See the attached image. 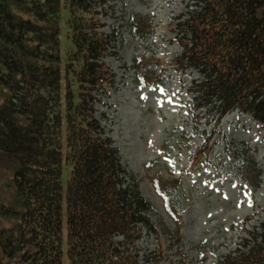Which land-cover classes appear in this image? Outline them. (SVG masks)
Segmentation results:
<instances>
[{
  "label": "trees",
  "instance_id": "trees-1",
  "mask_svg": "<svg viewBox=\"0 0 264 264\" xmlns=\"http://www.w3.org/2000/svg\"><path fill=\"white\" fill-rule=\"evenodd\" d=\"M104 3L0 0V264H140L134 245L143 230L158 237L150 202L94 116L91 101L113 84L104 63L111 38L96 11ZM196 4L182 24L187 34L175 58L178 68L200 74L189 87L192 115L206 108L221 118L240 109L264 125V0ZM62 11L71 43L63 55ZM128 24L135 39L153 31L147 17L134 15ZM144 79L147 86L157 81L149 74ZM210 149H194L182 176L151 179L163 209L177 221L172 241L182 240L183 176L203 157L205 165ZM241 155L255 190L260 171L244 148ZM260 230L218 264H264V221ZM162 250L153 251L148 264H161Z\"/></svg>",
  "mask_w": 264,
  "mask_h": 264
},
{
  "label": "rangeland",
  "instance_id": "rangeland-1",
  "mask_svg": "<svg viewBox=\"0 0 264 264\" xmlns=\"http://www.w3.org/2000/svg\"><path fill=\"white\" fill-rule=\"evenodd\" d=\"M104 1L96 11L103 16L102 31L111 38L104 63L113 74V84L91 103L95 118L118 150L121 165L135 176L140 193L152 206L148 216L158 237L143 230L134 245L137 260L148 264V256L160 247L164 255L161 264H178L181 258L184 264H218L261 232L264 125L240 109L221 118L206 108L192 115L189 87L200 74L195 69L178 68L175 58L182 52V24L197 8V0ZM134 15L151 21L153 31L144 39L130 34L128 19ZM67 18L62 11V55L71 46ZM145 74L157 79L156 83L145 85ZM201 146L206 151L211 148L210 153L205 165H201L203 157L183 176L178 230L182 240L172 241L177 221L163 209L151 179L159 173L182 176L193 150ZM242 148L260 171L255 190L247 184L250 176L244 173ZM68 174L64 167L63 193ZM61 237L65 256V223ZM114 239L123 241L122 236Z\"/></svg>",
  "mask_w": 264,
  "mask_h": 264
},
{
  "label": "snow or ice",
  "instance_id": "snow-or-ice-1",
  "mask_svg": "<svg viewBox=\"0 0 264 264\" xmlns=\"http://www.w3.org/2000/svg\"><path fill=\"white\" fill-rule=\"evenodd\" d=\"M249 204H251V200H249Z\"/></svg>",
  "mask_w": 264,
  "mask_h": 264
}]
</instances>
